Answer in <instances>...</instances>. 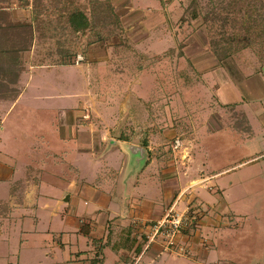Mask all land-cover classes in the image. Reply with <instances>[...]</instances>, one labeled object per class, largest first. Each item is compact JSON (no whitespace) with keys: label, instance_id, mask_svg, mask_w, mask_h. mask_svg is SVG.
<instances>
[{"label":"crops","instance_id":"1","mask_svg":"<svg viewBox=\"0 0 264 264\" xmlns=\"http://www.w3.org/2000/svg\"><path fill=\"white\" fill-rule=\"evenodd\" d=\"M93 1L103 2L104 9H110L116 32L97 39L96 26L104 29L106 25L101 27L100 19L87 13L89 0H79L80 3H74L80 5L79 9H72L83 12L94 23L80 34L74 33L66 22L70 9L59 10L56 25L50 24L53 16L46 13L58 5H67L69 0H23L6 9L11 21L32 26L31 43L23 53L38 49L35 38L45 35L44 30L48 29V36H53L58 27L66 36L82 34L85 38L92 31L97 40H87L80 52L88 59L78 65L61 64L68 58L59 55L58 61L29 66L31 70L20 75V91L7 112L20 100V105L27 109L20 111V117L32 115L36 121L46 118L51 130L45 135H34L29 143L20 136V175L15 158L0 151V168L6 170L0 176V219L12 222L13 228L12 235L0 239L20 246L16 264H233L231 255L220 250L221 247L231 251L233 244L232 228L222 225L226 218L219 214L229 208L226 198L222 196L225 205H218V211L213 204L218 199L209 189V194L201 197L194 189L201 186L200 182L209 183L227 175L234 166L264 161V61L244 52L218 57L199 40L174 51L180 66L176 83L182 86L181 94L184 92V108L198 106V112L190 128L187 126L194 136L193 145L188 144L187 138L180 141L185 150H192L190 156L172 167L169 159L152 155L151 139L146 145L107 135L121 133L127 125L133 133H150L148 138L151 133L168 136L175 131L172 123L169 128L168 95L161 99L163 92L158 100L157 92L153 88L147 92L145 87L154 85L158 74L163 78L157 66L167 68L166 57L176 46V41L170 42L175 33L171 34L167 26L168 3ZM167 1L173 5L178 2ZM174 9L172 16H176ZM123 37L134 41L133 47L145 57L160 55L159 61L133 65L129 76H122L124 58H128V50L120 44ZM53 43L56 54H68L70 47L65 40ZM110 54L113 60H109ZM111 72L117 91L104 96L107 99L101 95L93 97L92 80L98 85L110 79ZM165 79L167 76L160 80V92L167 84ZM126 86L129 91L123 92ZM73 98L77 99L78 109L74 108ZM158 101L166 102L158 109L148 108L147 103ZM88 102L93 106L84 112L82 106ZM203 106H208L209 113L201 112ZM84 113L87 118H82ZM204 114L207 118L203 122L212 139L228 145L214 147L215 150L225 154L235 148L246 157L232 167L205 172V162L199 159L204 150L199 122ZM89 117L92 120H85ZM126 119L128 123L124 122ZM249 149H254L250 155ZM17 178L20 189L2 188L8 183L12 185ZM208 187L213 190L211 185ZM203 204L206 211L201 210ZM172 205L178 210H201L202 215L197 226L182 231L177 246L166 247L158 236L150 240L151 226Z\"/></svg>","mask_w":264,"mask_h":264},{"label":"rangeland","instance_id":"2","mask_svg":"<svg viewBox=\"0 0 264 264\" xmlns=\"http://www.w3.org/2000/svg\"><path fill=\"white\" fill-rule=\"evenodd\" d=\"M20 1L23 0H0V6L10 8L13 7L14 4L18 5ZM177 1L178 2L173 5L166 0V2L168 3L167 8L169 9H167L168 11H165L168 19L167 26L169 28V31L171 32V34L175 33V36L170 37V42L173 43L174 41H176V46L172 49L173 52L168 53V56L166 57L168 61L167 68H165L164 65L162 69L160 68L159 64L157 66L156 70L158 71V73H160V70H162L163 78L160 79L158 74V79L156 80V83L154 85L151 84L145 86L147 88V92L148 90L150 91V89L152 90V88L154 92H157V94L155 95L158 100L160 99L161 93L164 92L161 96V99H165V95H168V99L166 101L169 105V119L171 121L169 122V128L171 129L170 125L172 123L175 131L167 134L168 136L151 133V136L148 138L150 133H133L132 129H130L127 125L126 129L121 133L110 132L107 134L115 139H117L119 136H123L127 139H134L141 144H144L146 142V145H148V140L151 139L152 151L150 152L152 153V155L156 154L159 157H164L163 159H169L170 165L172 167L180 164L181 160H185L188 156H190V151L192 150H185L184 146L182 147L181 142L180 146L177 149H173L172 145L174 144V140L183 141V139L185 138H187V140L189 141L188 144H192L194 142H192L194 136L192 132H188L189 130L187 126H189L190 128L191 125L189 124H192V122L195 120V117H197L198 112V106L189 110H185L184 108L185 105L182 101V95L184 92L181 94L180 89L182 88V86L176 83V77L178 75V70H180V66L178 63V55L176 56L174 51L180 50L179 47H182L184 45L192 44L194 40H199L201 44L206 45L210 50H213L219 56H223L225 54L236 55L238 53L240 54L244 52V54L254 55L259 60L264 61V0ZM76 2L80 3L79 0H69V3L67 5H58L52 11L46 12L47 14H51V16H53L51 17L53 22L50 24L56 25V22L54 21L56 18L55 16L60 13L59 10L62 9V7L68 8L70 9V11H72L73 8L79 9L80 5L75 6L74 4ZM82 4L84 6V9H86V6L84 5L85 3L82 2ZM50 7L51 6H49V8ZM87 8V13L94 15L95 17H97V19H100L99 25H101V27L106 25L104 29L100 28V26H96L97 30L99 31V33L97 34V39L101 36L105 37L106 34H111V31L116 32L117 28L113 26V24H115L113 18L111 17V15L106 16L102 11L105 8L103 2L99 3L98 5L96 1L89 0ZM173 9L174 11H176V16L170 15ZM194 15L197 16L195 19L193 17ZM3 18L4 16H1V19ZM6 18L4 19L6 20ZM1 19L0 21H4V19ZM8 19L10 20L9 16ZM120 30H122L121 33L124 32V29L121 28ZM55 31L57 32H53V36H48L50 34L48 29L44 30L45 35L36 36L35 43H38V49L34 48L31 50V52L27 53H17V63L21 64V67L18 65L17 68H12L11 70H9L6 69V67L3 65L4 62L2 63L0 60V66L2 67L0 69V151L11 156L12 158H15L19 175L20 136L22 140H24V142L29 143L31 137L39 134L45 135L50 129L46 118L42 120L40 118V120L36 121L33 119L32 115L20 117V111L26 109L22 107V105H20V100L14 107L9 110V112H7L10 105L15 101L18 92L20 91L21 73L23 71H25V73L29 72L31 70L29 66H33V68H35L36 65L39 64H50L52 62L58 61L60 58L59 55H66L67 57H69L68 60L73 65H78L81 62L86 61L88 58H84L82 56V60L76 62L77 53L81 56L82 52L80 51H82V48L83 46H85L87 40L90 43L91 40L96 39V37H94L95 34L93 35L92 31L85 38L82 34L79 35L81 32L79 34L66 36L63 32L61 33L62 29H60L59 27L55 29ZM178 32H180L181 34L179 35ZM0 35H3V33L0 32ZM12 35L13 34L11 33L8 41L3 44L5 46L4 48L11 49L18 47L19 49L20 37ZM136 39L138 38L136 37ZM56 40H65L67 42V47H70L69 51H67L68 54H66L64 51L62 54H56V47L53 43L56 42ZM121 40L122 42L120 44L129 52L126 53V56H128V58H124L126 60L125 65L123 66L124 69L122 68V76H129V72L131 71L130 67L134 68L133 65L135 66L137 64H141L145 66L149 63V61L151 64L159 61L160 55L150 54L149 57H145L144 54L142 55V53H139L137 51L136 47H133L135 46L134 41H130L127 37H123L121 38ZM107 41L108 40H103V42ZM129 42H132V44L129 45ZM69 44L71 46H69ZM120 44L118 43V45ZM112 58L113 55L110 54L109 60H113ZM154 68L155 67H153V69ZM165 71H167V74H165ZM111 76L112 72L109 73L110 79L105 80V78V83L102 82L98 85H95L94 80H92L91 78L93 84L90 86V91H95V94L91 93L93 97H95L96 95L97 97H99L100 95L102 97H108L112 96V93H115L117 91L115 90V88L117 89L118 85L115 84L114 81H112ZM166 76L167 80H165L167 84L163 86V90L162 92H160V89L162 88L160 80H163ZM98 81H100V79ZM144 89L145 88H143V90ZM126 91H129L128 87L123 92ZM106 97H104V99H107ZM147 97L148 94L146 98ZM65 101L69 102L70 99H67ZM166 101H162V103L160 101L153 102L152 105L147 103L149 106L148 108L158 109L160 107V104L165 105L164 103ZM187 101L189 103V100ZM72 102L74 103V108L78 109L79 107L75 105L77 99L73 98ZM51 103H53L52 106L55 105L54 101ZM107 103L111 104L112 101L108 99ZM91 104L92 102H88L87 106L83 105L82 110L84 112H87L88 110H90V107L93 106ZM203 107L205 109L202 108L201 112L209 113L207 112L208 106ZM184 114L185 116H183ZM82 118H87L86 114L83 115ZM206 118L207 114H204V116H202V118L200 119L201 121L199 122V126L201 125V130H199L200 139L203 142L204 148V150L199 155V159L202 162H205L206 173H211V171H215L219 167H232L233 165L241 161V159L246 157V154H240L241 151H237V149L235 148H233L232 150L229 149L230 151L227 150L225 154H221L219 151H216L214 147L228 148V145L227 143H225V141L212 139V134L210 133L211 131L209 130L205 122H203ZM89 119L92 120L91 117L85 120ZM124 122L128 123L129 120L126 119ZM177 129H181L182 132L179 133ZM39 139L40 137L36 139L38 141V144L41 143ZM159 143L162 144L157 145ZM253 151L254 149H249V155ZM229 170L231 172L227 175L216 178L209 183H207L206 181L200 182L201 186L196 187L194 191L198 192L201 197L202 195L208 193L206 189H209V191H211L210 194L215 195L218 199V201H215L213 203L216 207L215 210L218 211V205H225L222 196L226 198V206L229 208H227V210H224L223 212H219V214L222 217L226 218L225 220H223L224 223L222 225H225L227 227L230 226V228H232L231 237L233 238V244L231 246V251L224 250L221 247L220 250L225 251L231 255L233 264H264V161L261 160L252 164L237 165L230 168ZM5 171V168H0V176L5 175ZM17 179L18 180L12 183V185L11 183H8L2 188H4L5 191H8L9 188H12L14 190L20 189V178ZM210 185L213 187V190H210V188L208 187ZM205 207L206 204H203L201 210L206 211ZM169 208H172L173 211L177 212H181L186 209L185 208L178 210L176 209L177 207H175V205H172ZM201 210L197 213L198 218H200L202 215ZM197 222L198 219L193 223L191 229L198 225ZM11 223L12 222L6 219H0V238H5L7 235L13 234ZM187 229H190V227H187ZM204 237L205 236H202V238ZM5 240L6 239H0V264H16L18 257L17 250L20 246H17L18 244L15 243L8 244ZM23 247L24 245H22V248ZM221 255L222 257H224L228 254ZM221 259L223 263H228V261H226L224 258Z\"/></svg>","mask_w":264,"mask_h":264},{"label":"trees","instance_id":"3","mask_svg":"<svg viewBox=\"0 0 264 264\" xmlns=\"http://www.w3.org/2000/svg\"><path fill=\"white\" fill-rule=\"evenodd\" d=\"M99 5V4H98ZM109 8V7H108ZM8 9L7 7H2L0 6V19L1 16H4L6 20L0 21V32L3 33V35H0V60L3 63L6 69L11 70L12 68H17L19 65L21 67V64H18V59H17V53L20 52L23 53L24 50H26L30 46V41L32 39V26L30 23H25V22H13L8 19V12H6ZM106 16L111 15L110 14V9H103L102 10ZM112 17V15H111ZM194 19L197 16H193ZM113 18V17H112ZM1 19V20H3ZM66 22L67 24L71 27L72 31L74 33H84L88 28H91L92 25L94 24L92 20H88L87 17L84 15L83 12H79L78 10L74 9L73 11L68 13V16L66 17ZM11 33L13 34L12 36H17L20 37V48L18 47L15 48H4L5 46L3 45L6 41L11 36ZM9 35V36H8ZM29 37V38H28ZM213 51V50H212ZM214 52V51H213ZM214 54L218 57H225L228 56V54H225L223 56H219L217 53L214 52ZM69 58V57H67ZM71 62L67 59L66 61H62L61 64H70ZM2 67L0 66V69Z\"/></svg>","mask_w":264,"mask_h":264},{"label":"built area","instance_id":"4","mask_svg":"<svg viewBox=\"0 0 264 264\" xmlns=\"http://www.w3.org/2000/svg\"><path fill=\"white\" fill-rule=\"evenodd\" d=\"M81 60L82 56L77 55L76 62ZM179 146L180 141L174 140L172 148L177 149ZM197 213L198 210L196 209L186 208L181 212H177L173 211L172 208H168L164 215L151 226L150 240L158 236L165 242L166 247L177 246L178 238L182 231L187 229V227L191 228L198 219ZM179 249L184 251L183 247Z\"/></svg>","mask_w":264,"mask_h":264}]
</instances>
